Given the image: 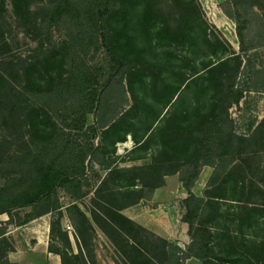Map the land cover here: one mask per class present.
<instances>
[{"label": "rangeland", "instance_id": "1", "mask_svg": "<svg viewBox=\"0 0 264 264\" xmlns=\"http://www.w3.org/2000/svg\"><path fill=\"white\" fill-rule=\"evenodd\" d=\"M51 2L0 0V73L22 91L28 87L49 88L67 72L57 51L64 32L55 30L50 42L41 35L45 6ZM250 3V20L241 28V44L238 15L230 0H126L125 9L113 16L116 45L119 54L133 61L135 70L146 69V84L140 78L133 79L132 93L131 73L123 74L129 97L119 116L123 115V124L117 134L102 141L100 135L94 138L95 144H101L100 156L88 162V184L80 201L88 221L79 219L77 229L64 208L45 212L29 222L26 215L32 208L0 214V264H17V246L25 249L34 243L35 228L41 229L43 238L50 240L51 249L62 256L65 264H131L136 247L154 264H162L166 257L163 238L139 226H129L126 234L107 217L124 206L137 217L151 214L156 207H167L169 201L159 205L152 196L155 184L173 168L170 155L174 150L171 142L170 146L162 145L163 137L147 138L151 133L158 134L168 122L170 128L176 124L184 128L188 121L198 125L203 119L208 120L210 105L216 98L225 97L228 90L233 91L232 100L238 93L242 96L229 109L232 125L226 130V149L234 151L230 156L234 164L205 190L209 205L200 222L211 234L208 261L264 264V258L250 257L254 249L264 253V0ZM25 59H29L28 63L22 62ZM150 62H162V71L169 73L166 81L158 84L156 93L144 88L155 70L148 68L152 67ZM90 63L105 82L112 65L105 49L91 55ZM214 65L219 67L209 72ZM198 74L204 75L200 81L194 80ZM232 83L233 88L229 89ZM132 107L134 111L129 112ZM195 107L198 114L191 112ZM38 111V116L21 124L5 125L0 118V151L5 160L22 157L33 139L52 132L57 122ZM93 120L92 113H88L86 127ZM89 135L93 137L92 133ZM142 136L146 137L137 143L136 137ZM121 137L126 139L118 141ZM176 156L183 159L185 154ZM158 164L162 168L153 171L152 166ZM119 168H131L134 173L112 174ZM16 175L9 164H1L0 189ZM123 176L126 179L120 178ZM205 176L203 172L201 183ZM126 181L134 185H126ZM59 196L64 204L70 202L62 189ZM179 199L168 203L173 217L167 226L173 235L183 232L176 242L185 245L189 236L181 228L184 208ZM244 216L247 217L242 224L240 218ZM189 264L204 261L196 259Z\"/></svg>", "mask_w": 264, "mask_h": 264}, {"label": "trees", "instance_id": "2", "mask_svg": "<svg viewBox=\"0 0 264 264\" xmlns=\"http://www.w3.org/2000/svg\"><path fill=\"white\" fill-rule=\"evenodd\" d=\"M230 1L238 15V36L242 44L241 28L249 24L251 3L250 0ZM125 5L126 0H53L45 6L46 13L40 23L41 35L50 42L55 30L64 32L65 38L57 45V51L66 67V74L49 88L28 87L22 91L0 73V118L5 125L10 122L14 125L21 124L29 118H35L39 115L38 110L57 122L52 132L33 139L29 151L22 157L7 161L4 159L5 154L0 151V165L9 164L13 171L17 172V175L0 189V214L11 215L14 210L32 208L26 215V221L29 222L45 212L61 211L64 208L77 229L79 219L82 222L88 221L80 208V201L84 196V187L88 184V162L100 156L101 144H95L94 138L100 135L102 141L110 134H117L123 124V115L119 116L122 107L129 101L123 74L127 71L131 73L129 86L132 93V83L135 79L140 78L142 84H146V69L143 67L135 70L133 61L118 53L117 26L113 24V16L125 9ZM206 40L210 45V39ZM102 49H105L112 61L105 82L100 80L90 63V56ZM28 61L29 59L22 60L24 63ZM161 63L152 65L150 62L152 67H148L155 70L151 72L149 83L144 88H149L155 93L159 91L158 84L164 83L169 74L166 76V71H162L164 68ZM218 67L214 65L208 71L213 72ZM203 77L204 75L198 74L194 80L200 81ZM229 85V89H232L233 83ZM232 92L228 90L226 94L224 92L225 97L223 95L212 102L208 120L203 119L198 125L188 121L184 128L178 127L177 124L175 128H170L168 122L158 134L151 133L147 138L150 140L154 136L163 137L162 145L166 144L167 147L171 142V148L174 150L170 155L173 168L166 172L154 187L164 185L166 175L178 174L188 192V196L183 200L185 213L182 220L189 225L190 243L186 248H182L175 242L161 239L165 245L166 256L162 264H187V259L191 257L204 261V264H216L214 261H208L212 250L211 234L200 222L209 201L205 196L195 195L192 188L204 166L214 168L207 183L208 188L234 164V160L230 158L234 151L226 149L229 140L226 130L229 124L232 125L229 109L242 93H238L232 100ZM133 109L134 107L129 112L134 111ZM198 111L195 107L191 112L198 114ZM88 113H92L94 120L86 127ZM263 123L264 121L262 127ZM84 130L88 132L83 133ZM89 133H92L93 137ZM145 137H136L137 143H141ZM125 139L126 137H121L118 141ZM162 153L165 154L161 151ZM178 154L185 156L181 159L176 156ZM159 168H162L161 164L152 166L153 171ZM111 172L134 173L131 168H119ZM120 178L126 179V176ZM126 185L134 184L126 181ZM60 189L68 195V204L61 201ZM43 207L46 208L44 211L41 210ZM121 209L113 213V216L107 217L119 231L126 233L125 230L129 226L142 227L120 213ZM246 217L240 218L242 224ZM135 249L131 264H154L151 258L140 253L139 248ZM250 257L264 258V253L254 249Z\"/></svg>", "mask_w": 264, "mask_h": 264}, {"label": "crops", "instance_id": "3", "mask_svg": "<svg viewBox=\"0 0 264 264\" xmlns=\"http://www.w3.org/2000/svg\"><path fill=\"white\" fill-rule=\"evenodd\" d=\"M213 170L214 168L209 165L203 167L199 178L197 179L192 188V191L195 195L204 197L206 186L213 173ZM203 172H206V176L203 178V181L201 183L200 180ZM187 196L188 192L180 181L178 174H170L166 175L164 185L155 188L152 199L155 203H160L159 205H162L166 201H169L168 203H171V201H173L174 199L180 198L179 202L181 204V208L182 206L184 208V211L180 215V218L182 220L183 214L185 213L183 200ZM168 203L167 207L161 206L160 208L155 206L156 208L152 211L151 214H145L143 216L139 215L137 217L136 215H133L130 211L128 212L129 208L127 206L126 208L123 207L122 210H120V213H122L138 225L142 226L144 229L153 231L161 238L169 240L170 242L174 240L173 242L177 243L180 247L186 248V246L190 243V236L188 233L189 225L183 220L181 221L182 231L186 230L189 236V241H187L185 245H183V243H180V241L176 242V240H179L180 238V233L183 232L176 231L174 232L175 235H173V230L169 229V227L167 226L168 220L173 217L171 205ZM27 230L28 227H26V231ZM32 234V238H35V241L28 248L20 249L19 246H17V264H64L62 256L58 252L51 249L50 240L45 237L43 238V236L41 235V229H33ZM196 259L197 258L195 257H191L187 259L186 263H192Z\"/></svg>", "mask_w": 264, "mask_h": 264}, {"label": "built area", "instance_id": "4", "mask_svg": "<svg viewBox=\"0 0 264 264\" xmlns=\"http://www.w3.org/2000/svg\"><path fill=\"white\" fill-rule=\"evenodd\" d=\"M68 228H69V229H72L73 227H72L71 225H68Z\"/></svg>", "mask_w": 264, "mask_h": 264}]
</instances>
